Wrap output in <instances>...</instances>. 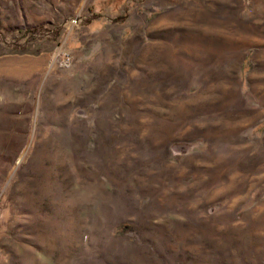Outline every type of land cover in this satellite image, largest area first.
<instances>
[{
  "label": "rangeland",
  "instance_id": "374dc122",
  "mask_svg": "<svg viewBox=\"0 0 264 264\" xmlns=\"http://www.w3.org/2000/svg\"><path fill=\"white\" fill-rule=\"evenodd\" d=\"M0 264H264V0H0Z\"/></svg>",
  "mask_w": 264,
  "mask_h": 264
}]
</instances>
